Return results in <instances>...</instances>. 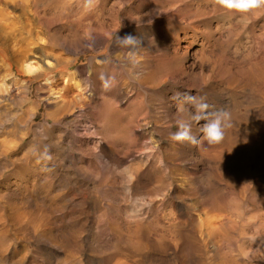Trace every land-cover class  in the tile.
Listing matches in <instances>:
<instances>
[{
	"label": "rangeland",
	"instance_id": "1",
	"mask_svg": "<svg viewBox=\"0 0 264 264\" xmlns=\"http://www.w3.org/2000/svg\"><path fill=\"white\" fill-rule=\"evenodd\" d=\"M20 4L21 0L0 3V12H4L0 17V264H264V118L259 119L255 111H262L264 102L249 99L247 92L232 95L237 118L228 129L234 152L225 159L231 167L225 183L214 181L216 173L208 166L196 168L189 163L187 141L170 139L177 124L165 114L157 95L137 93L119 105L124 123L129 122L137 135H143L144 143L152 141L156 155L168 158L171 186L167 202L172 207L167 210L174 222L194 219L199 227L197 232H192L189 224L181 231L172 228L176 252L171 248L157 252L149 230L132 235L119 231L113 223L118 214L125 223L126 213L132 210L123 201V188L117 184L112 188L110 182L98 188L89 182L87 191L80 183L82 178L64 162L68 154L78 155L83 149L88 155L96 153L93 148L99 142L94 133L82 132L84 125L89 133L93 131L85 114L54 121L47 107L55 104L58 96L71 103L89 94L83 87L88 73L77 71L92 54L84 51L74 55L62 47L65 40L74 38L79 26L57 22L51 32L53 45L50 35L33 25L32 15ZM86 24L81 25L84 30ZM238 24L245 29L231 37L233 48L251 42L246 36L247 25ZM38 45L44 46L43 52L34 50ZM124 53L119 49L116 55ZM125 54L139 58L129 51ZM58 57L79 59L72 76L51 77L50 91L41 90L36 96L38 84L48 85L47 80L42 77L29 83L21 67L32 63L39 73L54 65ZM122 61H117L121 65L116 70L118 81L138 89L145 70L132 61ZM5 90L16 95L13 102L2 98ZM143 100L145 118L132 123L127 109ZM73 141L76 147L70 144ZM96 161L103 172L107 159L101 155ZM217 193L224 196L219 213L207 214V205L194 206ZM154 200L149 207L158 211L162 202ZM16 210L23 214L19 216ZM206 226L211 227L210 233Z\"/></svg>",
	"mask_w": 264,
	"mask_h": 264
},
{
	"label": "bare ground",
	"instance_id": "2",
	"mask_svg": "<svg viewBox=\"0 0 264 264\" xmlns=\"http://www.w3.org/2000/svg\"><path fill=\"white\" fill-rule=\"evenodd\" d=\"M6 1L0 0V3L9 4L17 0ZM21 2L20 5L32 15L33 25L44 28L53 45L55 38L51 32L57 22L72 23L79 27L73 39L63 42L64 52L78 55L87 51L92 54L77 71L81 75L88 73L83 87L89 94L71 103L62 101L61 96H58L54 99L55 104H47L49 118L54 121L69 115L74 117L77 113L85 114L93 125V131L89 133L84 125L82 132L88 135L94 133L99 139L96 149L93 148L97 150L96 153L88 155L87 150L83 149L78 155L68 154L64 162L68 163L72 173L82 178L80 183L87 191H90L89 182H94L98 188L110 182L112 188L117 184L126 191L123 201L132 210L126 213L125 223L120 221V214L113 221L119 231L138 235L149 230L154 250L161 252L171 248L176 252L171 241L172 228L179 227L181 231L189 224L193 228L191 231L197 232L199 227L195 225L194 219L174 222L171 212L167 210V207H172L171 202H167L171 186L168 183V158L156 155L152 141L144 143V136L137 135L129 122L124 123V111L120 110L119 105L128 103L137 93H152L158 96L165 114L170 115L176 123L177 119L190 120L195 114L193 102L185 99L195 97L196 102L203 100L207 103L210 112L227 110L231 125L237 118L233 94L244 95L247 92L249 99L256 98L264 102V9L256 15L243 17L237 12L221 8L214 0ZM3 16L4 12H0V17ZM238 16L241 18L236 19ZM83 22H87V30L81 27ZM238 23L247 25L246 36L251 42L233 48L231 37L245 29L240 28ZM129 34L140 37L142 43L134 49L118 45L115 36ZM43 49L44 46L38 45L34 50L43 52ZM119 49L138 55L139 58L125 53L116 55ZM120 59L124 60L122 62L132 61L145 70L138 89L118 81L116 70L121 67L120 62L117 63ZM78 60L67 61L58 57L54 65L39 73H35L38 68L32 63H25L21 73L23 76L28 75L29 83L32 84L42 77L47 80L48 85L38 84L36 96H39L41 90L50 91L51 77L57 74L72 76L70 72ZM207 71H210L209 76H206ZM101 76L110 83L107 89L102 86ZM131 91L135 93L132 95ZM5 92L7 94L2 98L6 101L13 102L16 99L13 92ZM145 106V100L129 105L127 111L132 115V123L144 120ZM255 111L259 112V119L264 118V109ZM204 123L206 121L192 122V134L196 142L186 143L188 161L196 168L208 166L216 173L214 181L229 182V178L224 176L231 170L225 159L234 152L231 151L232 139L228 134L230 126L221 143L209 144L202 139L203 134L200 132ZM70 144L76 147L75 141ZM101 155L107 159L103 172L96 161ZM109 192L113 196V189ZM77 196L81 197V194ZM154 199L162 202L158 211L149 207ZM223 200V194L217 193L194 203V206L207 205V214L219 213ZM144 205L149 208L144 210L141 208ZM15 212L19 216L23 214L20 210ZM206 230L208 233L212 231L210 226H206Z\"/></svg>",
	"mask_w": 264,
	"mask_h": 264
},
{
	"label": "clouds",
	"instance_id": "3",
	"mask_svg": "<svg viewBox=\"0 0 264 264\" xmlns=\"http://www.w3.org/2000/svg\"><path fill=\"white\" fill-rule=\"evenodd\" d=\"M216 5L221 8L234 11L241 16L256 15L259 10L264 9V0H214ZM117 43L120 46L136 48L142 43L138 36L131 34L124 37L117 36ZM102 86L107 89L110 86L109 81L101 76ZM186 100L193 102L195 114L190 120L177 119V131L170 135V139L176 142H196V137L192 134V122L200 123L206 121L200 128L203 134L202 139L209 144H219L225 137V131L230 126V113L227 110H217L214 112L208 111L209 105L203 100L196 102L195 97H185Z\"/></svg>",
	"mask_w": 264,
	"mask_h": 264
}]
</instances>
